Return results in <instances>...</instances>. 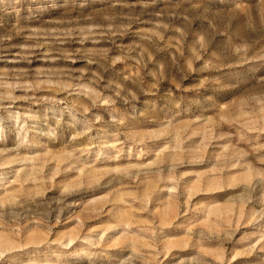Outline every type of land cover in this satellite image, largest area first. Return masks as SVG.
Masks as SVG:
<instances>
[{
  "label": "rangeland",
  "instance_id": "1",
  "mask_svg": "<svg viewBox=\"0 0 264 264\" xmlns=\"http://www.w3.org/2000/svg\"><path fill=\"white\" fill-rule=\"evenodd\" d=\"M0 264H264V0H0Z\"/></svg>",
  "mask_w": 264,
  "mask_h": 264
},
{
  "label": "bare ground",
  "instance_id": "2",
  "mask_svg": "<svg viewBox=\"0 0 264 264\" xmlns=\"http://www.w3.org/2000/svg\"><path fill=\"white\" fill-rule=\"evenodd\" d=\"M5 242V241H4ZM2 244V246H3V244L5 245V243H1ZM8 244V243H7ZM9 245V244H8ZM6 246V245H5Z\"/></svg>",
  "mask_w": 264,
  "mask_h": 264
}]
</instances>
